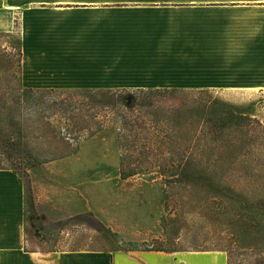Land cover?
<instances>
[{"label":"rangeland","instance_id":"rangeland-1","mask_svg":"<svg viewBox=\"0 0 264 264\" xmlns=\"http://www.w3.org/2000/svg\"><path fill=\"white\" fill-rule=\"evenodd\" d=\"M19 39L0 33V93L11 91L6 79L19 85L18 68L3 69L8 59L21 66ZM33 89L32 110L15 112L30 150L49 157L78 148L32 168L0 153V167L24 182L25 248L224 250L228 264H264L263 90L121 89L137 105L107 113L111 123L89 136L113 104L102 111L96 106L109 103L94 92ZM214 99L236 112L233 123H214ZM60 134L68 140L57 144ZM183 159L196 163L192 178L178 174Z\"/></svg>","mask_w":264,"mask_h":264},{"label":"crops","instance_id":"crops-1","mask_svg":"<svg viewBox=\"0 0 264 264\" xmlns=\"http://www.w3.org/2000/svg\"><path fill=\"white\" fill-rule=\"evenodd\" d=\"M26 88L264 91V0H0ZM22 177L0 168V264H228L224 250H31Z\"/></svg>","mask_w":264,"mask_h":264},{"label":"trees","instance_id":"trees-1","mask_svg":"<svg viewBox=\"0 0 264 264\" xmlns=\"http://www.w3.org/2000/svg\"><path fill=\"white\" fill-rule=\"evenodd\" d=\"M19 50L21 51V40L20 39H19ZM15 68H18L17 73H19L20 60L14 61L12 59H8L6 61L5 68L3 69L7 70V72H16ZM18 80H19V85L11 86L10 85L11 80L6 79V82L9 85L8 87L11 89V91H9L8 93L6 92L0 93V153L2 155H5L3 157L11 161H13L15 158H19L20 160L25 159L27 163H29V165L26 167L32 168L33 166L37 164H42L44 162L51 161V160L61 159L63 157L74 154L78 147L76 149H68L65 152H59V153L52 154L49 157L42 156V154H40V156L36 155L35 153L32 152V150H30L25 140L26 124L24 123V116L22 118H16L15 112L25 111V114H27L30 112V110H32L31 104L33 103V100L31 99V95L34 94V89L23 87L22 84L20 83V79ZM162 89L168 90L167 88H162ZM173 89H178V88H173ZM73 90L94 92L95 94L98 95V97L102 101L106 100V103H109V104H104L100 102V104L96 106L102 111L104 110L103 109L104 107H107L106 109H108L109 108L108 106L110 104H113V106L109 108L108 111L104 110L105 112H102L103 114L101 115L105 117L106 120L96 125V129L93 132H90L89 136H92L95 133L102 131L105 127H107L108 123H111V121L107 120L108 119L107 117H109L108 114L111 113L112 110L122 108L125 111L126 110L129 111L133 107H135V105H137V97L135 95L132 96V101H129L128 95L127 97H125L123 94L116 93V92L121 93L122 91L126 92L127 89H123L122 91L112 90V89H73ZM138 90L143 91V89H138ZM146 90L152 91L153 89H146ZM208 115H211L214 118L215 124H222V125L228 126L231 123H233L236 112L228 104L221 102L218 99H214L212 103L209 105ZM45 124L48 126V129H49V123L45 122ZM112 124L115 126L117 125L118 127V124H116L114 121L112 122ZM123 124L125 125V122H123ZM53 128H56V126H53ZM40 131L42 132V130ZM46 132L47 131H45V133ZM64 139H67V136L64 137V135L62 134L57 136V144L63 143ZM117 140H118L119 147L123 149L124 144L122 143V137L119 133H118ZM123 160L124 159L122 158V161ZM195 164H196L195 161L191 159L181 160L180 163L176 165V169L178 168L180 169L179 170L180 172L178 173L179 176H181L182 179L192 178L190 174V169H192L195 166ZM0 168H9V167H0ZM12 170L15 171L14 169ZM163 172L164 174L162 173V175L166 179L170 178V176H172V178H178L176 170L175 172H170V173L165 172V170ZM134 173L135 172H131L128 174L123 173V175L124 174L132 175ZM166 173H169V174H166ZM123 177H126V176H123ZM149 250L175 251V250H169V249H164V248H154V249H149Z\"/></svg>","mask_w":264,"mask_h":264}]
</instances>
